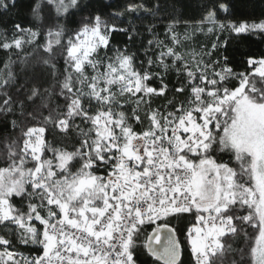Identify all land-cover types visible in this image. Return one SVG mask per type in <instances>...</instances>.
<instances>
[{
	"label": "snow or ice",
	"instance_id": "1",
	"mask_svg": "<svg viewBox=\"0 0 264 264\" xmlns=\"http://www.w3.org/2000/svg\"><path fill=\"white\" fill-rule=\"evenodd\" d=\"M192 6L0 0V264H264V0Z\"/></svg>",
	"mask_w": 264,
	"mask_h": 264
},
{
	"label": "trees",
	"instance_id": "2",
	"mask_svg": "<svg viewBox=\"0 0 264 264\" xmlns=\"http://www.w3.org/2000/svg\"><path fill=\"white\" fill-rule=\"evenodd\" d=\"M104 2H109V0H104ZM111 2L114 3V5L120 6L122 7L124 5V3L126 2V0H111ZM190 2L192 3V8L186 10L185 12V19L188 20H196L199 19V13L196 11V4L198 2V0H190ZM255 3L259 4L260 0H254ZM248 10H251L250 8ZM23 21L25 24L28 23V18L26 17V15L24 13L21 14ZM145 23H147V21H145ZM137 24H140V21H137ZM163 28L164 25H159L158 26V30L160 31V33H163ZM181 29H183V26H181ZM201 35H197L196 36V43H204V42H208L209 38L206 39H202L200 38ZM144 40L146 43L147 39H151L152 37L145 33L144 34ZM118 39H120L121 41L124 40V37H118ZM235 46V45H234ZM261 50H264V42H261L259 39H257L256 37L251 38L250 40L244 41L243 43H241L239 45V50L236 53L237 58L240 57V54L246 51H252V52H256L259 53ZM3 57V53H0V58Z\"/></svg>",
	"mask_w": 264,
	"mask_h": 264
},
{
	"label": "rangeland",
	"instance_id": "3",
	"mask_svg": "<svg viewBox=\"0 0 264 264\" xmlns=\"http://www.w3.org/2000/svg\"><path fill=\"white\" fill-rule=\"evenodd\" d=\"M181 30V32L183 31V29H180ZM197 35H201V37L200 38H202V39H206V38H208V37H205L204 35H202V34H197Z\"/></svg>",
	"mask_w": 264,
	"mask_h": 264
}]
</instances>
